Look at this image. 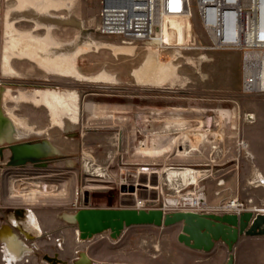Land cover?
<instances>
[{
  "label": "rangeland",
  "instance_id": "374dc122",
  "mask_svg": "<svg viewBox=\"0 0 264 264\" xmlns=\"http://www.w3.org/2000/svg\"><path fill=\"white\" fill-rule=\"evenodd\" d=\"M17 5V0H0V59L5 43V14ZM50 12L70 17L65 8ZM98 12V0H74L71 14L81 26L75 22L62 23L52 28L50 34L57 41L67 43L84 32L99 41L133 46L128 53H116L111 47H91L70 61L84 76L105 73L113 82L78 81L72 76L47 73L28 59L17 58H13V67L22 78L3 77L0 73V100L1 86L10 88L13 94L17 90L46 88L78 96V123L72 131L57 127L46 107L22 103L19 110L11 112L25 118L36 130H42L43 135L0 143L6 146L18 141L47 139L60 151L50 156L46 167L31 163L8 167L9 150L4 149L0 156V223L7 216H14L16 210L22 211L18 220L32 211L42 231L38 239L24 240L30 248L33 242L38 247L32 249L28 264H49L44 260L45 255H56L62 264H74L80 252L94 254L95 251L106 255L105 264H140L143 259L146 264H164L160 250L172 247L174 228L130 226L116 239L105 231L78 241L77 227L64 216L70 215L76 188L84 191L82 202L88 207L132 208L135 198L147 193L154 199L158 196L162 202L161 191L166 192L163 183L168 180L164 178L167 169L161 171V168L186 165L185 168L196 171L195 181L204 186L212 204L234 196L252 198L257 205L264 200V183L246 182L253 164L264 175V92L241 91V53L199 49L193 34L198 42L200 38L205 42V38L200 31L192 32L191 24L187 38L171 35L169 39L167 28L163 27L161 46L141 42L123 44L97 31ZM16 27L33 30L39 36L48 33L47 28H38L26 20L16 22ZM171 28L176 31L174 25ZM150 52L157 53L158 62L174 65L178 76L173 82L139 83L136 73ZM6 104L16 107L12 102ZM249 113L254 115L252 121L245 119ZM233 115L235 118L231 119ZM199 130L206 133V138L198 150H190L194 142H189V138ZM215 130L221 135L223 132L224 141L218 139ZM241 139L248 144L245 151L236 145ZM150 142L156 145L162 142L165 147L159 152L144 153L143 147H150ZM246 151L251 152V157ZM142 168L149 170L135 173ZM97 173L102 176L97 177ZM128 182L138 185L134 192L121 191V186ZM181 182L184 181L171 183ZM248 239L247 246L241 250L234 248L235 264H264V235ZM6 253L0 240V264H6ZM21 258L11 264H20Z\"/></svg>",
  "mask_w": 264,
  "mask_h": 264
},
{
  "label": "built area",
  "instance_id": "2783aa9c",
  "mask_svg": "<svg viewBox=\"0 0 264 264\" xmlns=\"http://www.w3.org/2000/svg\"><path fill=\"white\" fill-rule=\"evenodd\" d=\"M98 3L97 31L101 35L119 39L123 44L148 43L156 31L163 27L167 28L169 39L171 35L187 38L191 24V31L196 34L200 31L205 38V42L201 38L198 42L193 34L194 42L198 44L195 43V46L199 49L241 53L243 93L264 92L260 71V63L264 59V0H98ZM173 25L176 31L172 30ZM236 145L239 150L245 151L248 148L243 139L236 141ZM133 186L136 188L138 185ZM163 186L167 193L161 191L162 202L158 196L154 199L147 193L135 198L132 208H160L164 213L192 211L240 214L250 211L254 216L264 215V200L257 205L252 198L244 200L234 196L212 204L200 182L172 184L168 181ZM83 193L82 189L76 188L72 213L88 207L82 202ZM168 199H174L175 202H169ZM31 246L38 248L36 242L31 243ZM31 255L32 252H26L19 263L28 264Z\"/></svg>",
  "mask_w": 264,
  "mask_h": 264
},
{
  "label": "bare ground",
  "instance_id": "6f19581e",
  "mask_svg": "<svg viewBox=\"0 0 264 264\" xmlns=\"http://www.w3.org/2000/svg\"><path fill=\"white\" fill-rule=\"evenodd\" d=\"M17 1L18 5L9 8L5 14V43L4 47H2V58L0 59V69H2L0 73H2L3 77L18 79L22 78L21 74L13 67V58H17L28 59L29 61L36 63L47 73L57 74L65 77L72 76L78 81H105L110 79L111 77H109L105 73H100L95 76L89 77L84 76L80 74L73 67V65H71L70 61L75 60L79 53H82L83 51H86L91 47H111L115 50L116 53H128L133 50V46H122L102 40L99 41L93 38L91 35H79V37L76 38L73 42L65 43L57 41L54 38L53 33L50 34V30L52 28L59 27L62 23L70 22H75L80 25V22L74 20L71 14V7L74 0ZM61 8L67 9L70 12V17L55 15L50 12V9L57 10ZM23 20L33 22L34 25L38 28H47L48 33L45 36H39L33 30L18 29L16 25H14V22ZM162 33L163 28L157 30L156 35L147 44H156L158 46H161ZM156 54V52H150L141 68L137 71L136 77L139 83H152L158 85L162 81L166 80L173 82L174 78L178 76L175 72L174 65L169 62L166 64L158 62V57L156 58ZM201 58L206 59V57L204 56H202ZM260 69L262 77L261 81L264 86V59L260 63ZM8 102H12L13 105L17 106V110H19L22 103H35L36 106H44L50 110L53 122L62 124L64 119H68L66 115H69V111L72 110L73 107L77 108L78 96L73 92H61L57 91L56 89L51 90L46 88L32 89L29 91L17 90L16 93L13 94L9 89L2 88L0 106V143L35 135V132L26 125L24 120L25 118L18 117L14 112H11L14 107H9L7 104H5ZM232 118H235V115H233L231 119ZM245 119L248 121H252L254 119V115L250 113L245 114ZM65 128H70V122L68 124L67 122L65 123ZM214 133L220 141H224L223 132L222 135L217 130H215ZM193 137H195V140ZM205 138L206 133L204 131L199 130V132L197 131V133H193L192 139L189 138V142L190 140L194 142V145L190 150H198L199 144L203 140H205ZM46 141L49 153H59V149L55 145H52L51 142L47 139ZM246 153L249 157H251L252 154L250 151H246ZM185 167L186 166H168L166 173H164L165 180H168L170 182L181 180L191 184H197L195 181L196 171ZM96 176L101 177L102 175L101 173H97ZM246 182H248L249 185L253 183L256 184V182L264 183V175L259 172L254 164L252 165L250 177L246 180ZM168 200L172 203L175 202L174 199ZM64 216L68 223L75 224L72 212H70V215L66 214ZM10 217L11 216H9L8 220L11 224ZM12 217L14 225L19 227L20 231L23 233L21 235H25L28 239L40 237L42 235L38 219L32 211H28L23 220H18L15 216ZM2 232L4 233L2 237L4 246L6 252L8 251L9 253L6 256V259L8 261V263L6 264H11L12 262L9 261H15L17 258H21L24 252L31 251L32 248L30 249L29 245H26L22 240H19L17 237H15V235L11 234L10 230L7 227H4ZM76 234L78 235V241H81L82 239L79 237L78 230ZM50 257H56L57 259H59L57 256Z\"/></svg>",
  "mask_w": 264,
  "mask_h": 264
},
{
  "label": "water",
  "instance_id": "95a60500",
  "mask_svg": "<svg viewBox=\"0 0 264 264\" xmlns=\"http://www.w3.org/2000/svg\"><path fill=\"white\" fill-rule=\"evenodd\" d=\"M4 149L10 155L6 162L8 167H22L31 163L46 167L52 156L48 152L46 139L24 140L0 146V156ZM133 185H122V192H134ZM17 215L22 211L17 210ZM75 226L82 240H89L95 235L109 231L110 237L116 239L126 227L150 225L169 227L181 225L177 241L184 246L198 251L209 252L218 242L227 247V259L224 264H234V248L242 236L264 235V215H253L250 211L236 213H196L192 211L163 212L160 208H96L85 207L73 213ZM56 256V255H55ZM49 264H62L61 259L44 256ZM74 264H95L86 252H80Z\"/></svg>",
  "mask_w": 264,
  "mask_h": 264
},
{
  "label": "crops",
  "instance_id": "0c3cea01",
  "mask_svg": "<svg viewBox=\"0 0 264 264\" xmlns=\"http://www.w3.org/2000/svg\"><path fill=\"white\" fill-rule=\"evenodd\" d=\"M14 25H16V22H14ZM79 26H81V25H79ZM80 35H90V34L83 32ZM109 81L113 82L112 77L110 79H108V80L99 81V82L100 83H106V82H109ZM1 88H5V87L1 86ZM5 89H7V88H5ZM0 106H1V100H0ZM16 110H17V106L14 107V109L12 111L15 112ZM77 111H79V109L73 107L72 110L69 111V115H66L68 119H64L62 124H60V123L53 122L51 112L48 109L49 117H50L51 121L57 127L61 128L65 132L72 131L74 128H76V125L78 123ZM24 120H25L26 125L29 128H31L32 131L35 132V135L27 136L25 138H29V137H32V136H41V135H43L44 132L42 130H36L33 126L28 124L26 119H24ZM66 122H67V124L70 122V128H67V129L65 128V123ZM25 138H21V139H25ZM149 145H150V147H143L144 153L159 152V151H162V147H165V143H162V142H159L157 145H156V143L153 144V143L150 142ZM56 154H58V153H56ZM187 164H189V163H187ZM170 166H177V165H170ZM179 166H186V165H179ZM167 167H168V165L163 167V168H161V171H165L167 169ZM148 170L149 169L142 168L141 170H139V171H137L135 173L143 174L146 171L148 172ZM145 192H147V190ZM15 212H14V216L17 217V218H20V215H17ZM6 218H7L6 221L0 223V240H1V242L3 244H4V241H3L2 237H3L4 233L2 231H3L4 227H7L10 230L11 234L15 235V237H17L19 240H23L24 243H25V241L29 240L28 238H26L25 235H21L23 233L20 231L19 227L14 225L12 216L10 217V219H11V224L13 226L10 224V222L8 220L9 216H7ZM167 228H170V229L174 228L175 235H174V239H173L174 241H173L172 247L160 250V252H161L160 255H162V257L163 256L165 257L163 259L164 260V264H224L226 262L227 247L222 242L216 243L215 247L209 252L193 250V249H190V248L184 246L183 244H181V243H179L177 241V235H178V233L181 230V225L180 224L169 226ZM38 238L39 237H34V238H31V239H38ZM248 238H250V237L249 236H242L239 239V242L235 246V251L236 250H241L243 247L247 246V243L249 242ZM25 244L27 245V243H25ZM30 246H31V244H30ZM31 247H32V249H34V248L36 249V247H34V246H31ZM32 249H31V252H33ZM25 253L26 252H24V254ZM7 254H9L8 251H7V253L5 255V258H4L6 263H8V261L6 259ZM24 254H23V256H24ZM88 256L90 257V259L95 264H105L106 255L100 254L99 252L95 251L94 254L88 253ZM9 262H14V260H11ZM140 262H138V263L146 264V261L144 259L142 261H140ZM235 262H236V260L234 259V264H235Z\"/></svg>",
  "mask_w": 264,
  "mask_h": 264
},
{
  "label": "flooded vegetation",
  "instance_id": "af4514ba",
  "mask_svg": "<svg viewBox=\"0 0 264 264\" xmlns=\"http://www.w3.org/2000/svg\"><path fill=\"white\" fill-rule=\"evenodd\" d=\"M10 153V152H9ZM48 163V162H47Z\"/></svg>",
  "mask_w": 264,
  "mask_h": 264
}]
</instances>
